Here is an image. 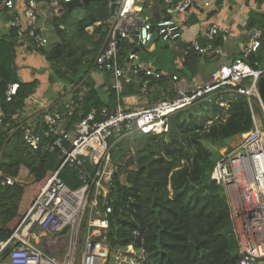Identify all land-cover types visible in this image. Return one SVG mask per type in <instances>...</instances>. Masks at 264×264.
Segmentation results:
<instances>
[{
	"label": "trees",
	"instance_id": "1",
	"mask_svg": "<svg viewBox=\"0 0 264 264\" xmlns=\"http://www.w3.org/2000/svg\"><path fill=\"white\" fill-rule=\"evenodd\" d=\"M35 1L48 6L59 1L61 10L50 23L49 44L36 48L30 43L28 50L46 60L49 85H80V89H84L81 100H77L79 90L74 94L77 102L72 115L62 113L71 140L75 138L72 126L89 112L103 108L111 111L117 104L116 92L111 85L102 94L90 77L93 62L104 43L107 22L112 16L110 0L72 8L61 0ZM255 1L258 6L264 4V0ZM91 27L93 31L89 33L87 29ZM246 30L263 32L264 13L250 12ZM17 45L16 29L10 28L0 37V112L3 116L0 173L3 178L14 181L12 186L0 184V242L13 235L40 190L64 159L59 150H45L53 139L42 138L41 148L32 151L23 142L22 131L16 130L18 124L14 117L38 86L37 81L23 83L19 79L15 65ZM218 46L217 40L212 47ZM121 56H125L124 44ZM201 57L189 52L181 75L189 79L194 77ZM244 62L253 69H258L254 63L264 66V32L258 51ZM245 82L239 86L245 87ZM14 83L19 88L7 102L5 93ZM143 83L147 84L145 96L150 102L162 99L172 88L167 78L154 80L142 73L123 85L120 96L142 95ZM220 99L228 103L226 112L216 104ZM208 120L210 124H207ZM167 127V132L159 135L133 132L110 140L113 172L107 197L110 211L105 215L108 223L104 235L108 248L105 264H122L126 260H131L132 264H237L238 245L226 194L222 186L211 180V174L220 151L240 145L253 128L248 99L234 92L205 96L168 117ZM228 142L229 147L226 146ZM64 145L68 148L69 142ZM87 169L92 170L89 166ZM58 177L70 189L81 186L78 171L72 167L63 166ZM28 188L29 195L26 194ZM86 230V221H81L78 230L81 250ZM68 237L69 231L64 229L49 234L47 239L58 243V239L66 241ZM38 249L53 256L49 248L40 246ZM10 251L11 247H7L0 255V264L8 258Z\"/></svg>",
	"mask_w": 264,
	"mask_h": 264
},
{
	"label": "built area",
	"instance_id": "2",
	"mask_svg": "<svg viewBox=\"0 0 264 264\" xmlns=\"http://www.w3.org/2000/svg\"><path fill=\"white\" fill-rule=\"evenodd\" d=\"M16 1L18 0H0V6L11 16L9 27L17 30L19 38L29 39L36 48L46 47L49 41L37 29L36 1L19 0L25 4L22 12H18ZM61 1L68 5L73 0ZM161 1L164 6L162 14L153 22L147 16H141L142 10L136 0H115L116 8L107 22L104 43L92 66V71L108 72L112 75L111 88L117 96V104L113 110L103 108L89 112L72 126L75 138L71 140L66 130L64 114L50 111L49 107L43 110L44 117L39 124H18L16 130L22 131V140L32 151L41 148L42 138H51L54 141L47 144L45 150H59L64 159L61 167L40 190L13 235L7 241L0 242V255L7 247H11L7 264H74L73 242L86 213L87 230L80 264H105L108 257L104 239L108 228L105 215L110 211L107 207V197L113 172L110 154L113 144H110V140H117L133 132L156 135L166 133L167 119L171 115L205 96L231 92L248 99L253 128L234 150L221 154L212 171L211 180L222 186L226 194L233 233L238 245L237 264L264 262V131L254 112V107H257L264 118V105L257 88L259 78L264 76V66L260 67L254 63L258 69H253L244 62L258 51L264 31L251 33L239 56L212 71L206 81L182 88L178 84L179 78L176 74L158 70L151 61L141 62L133 50L146 52L152 35L156 34V41L167 44L182 58L191 51L199 56L213 52L222 57V47L227 43L230 32L221 25H212L206 34L207 48H201L195 41H191L184 48L180 46L183 22L179 16L187 12L193 0ZM51 6L57 10L56 14L60 12L59 1H53ZM208 7L210 4L204 2L203 8ZM134 36H137L136 42ZM216 40L220 42V46L212 47ZM122 44L135 46L122 57ZM142 73L154 80L167 78L172 88L162 99L149 107L131 111L121 103L120 94L124 84L132 82L134 76ZM248 79L249 87L239 86L242 81ZM228 87L231 89H226ZM18 88L17 83L8 86L5 93L7 102L11 101ZM66 89L58 100L65 102L64 113L70 116L77 100L82 99L84 89H80V85ZM77 90V100L73 101ZM141 93H147L146 83H143ZM222 101L220 99L218 105L226 112L228 103ZM66 141L69 142L68 148L64 145ZM65 165L78 171L81 186L76 190L67 187L58 177ZM87 166L92 169L91 172ZM0 184L12 186L14 181L3 178L0 173ZM100 205L103 211L98 209ZM35 228L45 234H55L68 229L71 246L61 260L28 243L27 238Z\"/></svg>",
	"mask_w": 264,
	"mask_h": 264
},
{
	"label": "crops",
	"instance_id": "3",
	"mask_svg": "<svg viewBox=\"0 0 264 264\" xmlns=\"http://www.w3.org/2000/svg\"><path fill=\"white\" fill-rule=\"evenodd\" d=\"M136 1L141 10L143 7L149 11V14L144 16H147L153 22L160 18L163 11L161 0ZM204 2H208L210 7L203 8ZM16 7L18 12H22L25 4L18 0L16 1ZM56 11L51 5L37 4V29L47 39L52 19L59 16ZM254 11L264 13V4L258 6L255 0H193L187 12L179 16L180 21L183 22V38L180 40V46L184 47L191 41H195L201 48H207L206 34L210 27L215 24L227 28L230 35L227 43L222 47L223 56L219 57L213 52L202 56L198 73L191 79L182 76L180 73L183 70L185 57L182 58L181 55L179 56V54L173 52L165 43L158 44V41H155L146 52L139 51L137 53L139 60L141 62L151 61L161 71L175 72L179 78L178 84L182 88L204 82L212 71L221 65L230 63L239 56L242 46L247 42L251 34V32L246 30L248 14ZM10 17V14L0 6V37L8 33ZM87 31L91 33L93 27L88 28ZM30 43L29 39L18 37V45L15 47V65L19 79L23 83L38 82L34 93L26 99L23 109L14 117L17 124L21 126L39 124L43 120V110L45 108L49 107L50 111L59 113L66 111L65 102L58 100V98L62 92L67 91V87L60 83L49 85L48 64L43 56L28 50ZM90 77L94 82L95 88L105 94L111 85L112 75L108 72L92 71ZM121 103L128 110L135 111L147 108L154 102H150L142 94L125 96L121 99ZM48 235L41 232L39 228H35L33 233L27 238V241L37 248L40 246L49 248V251L53 254L52 257L56 259L58 255L64 256V238L58 239V243H55V241L47 239ZM2 264H7V259Z\"/></svg>",
	"mask_w": 264,
	"mask_h": 264
},
{
	"label": "rangeland",
	"instance_id": "4",
	"mask_svg": "<svg viewBox=\"0 0 264 264\" xmlns=\"http://www.w3.org/2000/svg\"><path fill=\"white\" fill-rule=\"evenodd\" d=\"M164 6L162 5V8H163ZM148 15L149 14V11L148 10H146L145 8H143L142 7V13H141V16H143V15ZM158 44H161V42L160 41H158ZM134 44H132V45H124V48H125V55H127L130 51H132L133 50V48H134ZM92 73V72H91ZM90 73V74H91ZM249 85H250V80L248 79V80H246V82H245V87L247 88V87H249ZM223 103H225L224 101H222ZM227 103V102H226ZM216 104L218 105L219 104V101H217L216 102ZM219 106V105H218ZM220 108V107H219ZM220 109H222V112H224V108H220ZM254 112H255V116H256V118L258 119V123L261 125V128H262V130L264 131V118H263V116L261 115V113L259 112V110H258V108L257 107H254ZM211 123V121L210 120H208L207 121V124H210ZM226 146H230V142H228V144H226ZM237 146H235L233 149H228L227 147H225V148H223L221 151H220V156H221V154H227V153H229V152H231L232 150H234L235 148H236ZM220 158V157H219ZM30 191V188H28L27 189V192H26V194L27 195H29V192ZM99 202H100V204H101V199H99ZM99 207H101V205L99 206ZM99 210H100V208H98ZM88 214L86 213L85 214V216L83 217V219H82V221H86L87 222V218H88V216H87ZM81 224V223H80ZM74 245H73V247H74V264H80V254L79 253H81V248L79 247V236H78V234L76 235V238L74 239ZM70 246H71V240H70V238L68 237L67 238V240L65 241V246H64V248H63V251H64V253L66 254L67 252H68V250H69V248H70ZM64 254V255H65ZM63 257V256H62ZM60 255H58L57 256V259L58 260H60L61 258H62ZM122 264H132V261L131 260H126V261H122ZM257 264H259V263H257Z\"/></svg>",
	"mask_w": 264,
	"mask_h": 264
},
{
	"label": "water",
	"instance_id": "5",
	"mask_svg": "<svg viewBox=\"0 0 264 264\" xmlns=\"http://www.w3.org/2000/svg\"><path fill=\"white\" fill-rule=\"evenodd\" d=\"M93 1H102V0H73L71 3L68 4V6H69V8L87 6L90 2H93ZM115 8H116L115 0H110L111 13H114ZM251 33L253 34L254 31ZM156 40H157V36H156V34H153L151 41L148 43L146 48H149ZM134 41L135 42L137 41V36H134ZM133 52L138 53L139 49H134ZM257 88H258V92H259V95L261 97L262 103L264 105V76L259 78ZM2 119H3V116H2V114H0V135L2 133V127H1Z\"/></svg>",
	"mask_w": 264,
	"mask_h": 264
}]
</instances>
